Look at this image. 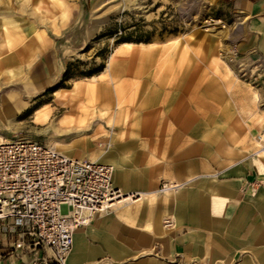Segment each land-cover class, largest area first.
I'll list each match as a JSON object with an SVG mask.
<instances>
[{
  "label": "crops",
  "instance_id": "crops-1",
  "mask_svg": "<svg viewBox=\"0 0 264 264\" xmlns=\"http://www.w3.org/2000/svg\"><path fill=\"white\" fill-rule=\"evenodd\" d=\"M210 2L229 30L128 42L35 109L70 157L113 143L114 186L140 194L77 229L68 264H264V0ZM58 39L30 31L0 55V134L64 71ZM46 252L0 222V264Z\"/></svg>",
  "mask_w": 264,
  "mask_h": 264
},
{
  "label": "rangeland",
  "instance_id": "rangeland-1",
  "mask_svg": "<svg viewBox=\"0 0 264 264\" xmlns=\"http://www.w3.org/2000/svg\"><path fill=\"white\" fill-rule=\"evenodd\" d=\"M222 15V7L210 0H0V42L7 41L6 46L0 47V55L14 48L17 38L30 31H45L51 38H60L58 51H65L64 71L59 78L32 97L30 107L7 122L13 136H0L7 140L32 139L48 143L64 153L58 140L49 142L56 138L52 135L54 120L51 123L33 121L35 109L50 103L55 90L69 86L73 80L90 77L92 71L105 67L114 49L125 43V38L143 43L195 32L215 33L220 32L219 29L224 32L229 30V25L223 28L206 23L207 19ZM211 27L217 30L208 31ZM62 30L63 35H60ZM232 62L244 65L237 55ZM246 64L254 67L256 62ZM65 94V91L60 93L61 100ZM37 120H42L40 115ZM105 146L107 149L96 161L109 162L114 167L109 156L113 143Z\"/></svg>",
  "mask_w": 264,
  "mask_h": 264
},
{
  "label": "built area",
  "instance_id": "built-area-1",
  "mask_svg": "<svg viewBox=\"0 0 264 264\" xmlns=\"http://www.w3.org/2000/svg\"><path fill=\"white\" fill-rule=\"evenodd\" d=\"M206 23L228 25L222 18ZM256 139L264 150V130ZM113 171L111 164L70 157L32 139L0 141V222L17 227L33 247L50 250L20 264H68L77 229L95 214L140 197L116 188Z\"/></svg>",
  "mask_w": 264,
  "mask_h": 264
},
{
  "label": "bare ground",
  "instance_id": "bare-ground-1",
  "mask_svg": "<svg viewBox=\"0 0 264 264\" xmlns=\"http://www.w3.org/2000/svg\"><path fill=\"white\" fill-rule=\"evenodd\" d=\"M220 27V26H219ZM208 31H216L217 30V28L216 27H211V28H209V29H207ZM219 30H221V31H223L224 29H219ZM4 36V35H3ZM133 43V42H132ZM125 44H131V43H128V42H125V43H122L121 45H119L117 48H116V50H114V52L112 53V55H111V58L114 56V53L118 50V48H120L122 45H125ZM140 44H142V43H140ZM154 44V43H153ZM143 45V44H142ZM0 141H7V140H5V139H3V138H0ZM56 144H58V143H55V145ZM59 147V146H58ZM262 151H264V150H262ZM113 169H114V167H113ZM113 175H114V171H113ZM112 180H113V177H112ZM122 192V191H121ZM123 193V192H122ZM130 198V197H129ZM133 197H131L130 199H132Z\"/></svg>",
  "mask_w": 264,
  "mask_h": 264
},
{
  "label": "trees",
  "instance_id": "trees-1",
  "mask_svg": "<svg viewBox=\"0 0 264 264\" xmlns=\"http://www.w3.org/2000/svg\"><path fill=\"white\" fill-rule=\"evenodd\" d=\"M124 42H142V41H141V40L134 41V40L131 39V38H125V39H124ZM103 68H104V67H103ZM103 68L98 69V70H96V71H92V72L89 74V76H92V75H94V74H97L98 72L102 71ZM67 74H68V73L66 72L65 76H67Z\"/></svg>",
  "mask_w": 264,
  "mask_h": 264
}]
</instances>
